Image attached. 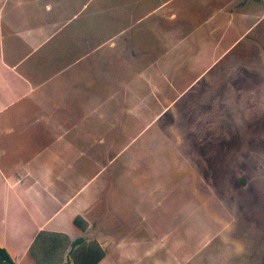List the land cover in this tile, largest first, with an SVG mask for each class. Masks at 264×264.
<instances>
[{"label":"rangeland","instance_id":"rangeland-1","mask_svg":"<svg viewBox=\"0 0 264 264\" xmlns=\"http://www.w3.org/2000/svg\"><path fill=\"white\" fill-rule=\"evenodd\" d=\"M15 4V33L34 8L51 38L0 33L27 81L0 78V220L27 208L28 232L99 242V264H264V0Z\"/></svg>","mask_w":264,"mask_h":264},{"label":"crops","instance_id":"crops-1","mask_svg":"<svg viewBox=\"0 0 264 264\" xmlns=\"http://www.w3.org/2000/svg\"><path fill=\"white\" fill-rule=\"evenodd\" d=\"M0 1H1V5L5 4V6H3L2 9H0V33L3 35L4 34L3 32H5V33L10 32L12 37L18 39L21 42V45H24L25 47L27 46L28 51L32 50L33 51L32 53L36 54V50L41 49V47L43 45H46L51 38V35L45 36L44 33L42 34L40 32L39 22L41 21V18H40L41 15H39L37 13V10L34 8L31 10H28L29 15L30 14H33V15L37 14L36 20L28 24V25H32V27H33V31H32L33 35H32V37L31 36H29V37L20 36V34L15 33V31L12 30V28H11L12 26H15L14 23H19L13 17L14 14H16V12H18L19 10H11V9H13V8H19L20 9V7H18L17 4H15V3L19 2L20 0H0ZM9 2H11L10 6H9ZM14 4H15V6L13 7ZM12 11H14V12H12ZM21 11H23V10H21ZM33 24H35V25H33ZM4 26L9 27V28H4ZM5 30H7V31H5ZM10 34H9V36H10ZM45 38L47 40H44ZM43 41H44V44H42ZM52 46H53V42H52V45L47 46L45 48L50 47L52 50ZM55 48H56V46H55ZM3 52H4V48L2 46L1 37H0V66L2 67V70L4 71V74H6L5 76L0 77V78L4 82L3 86L9 90L13 85L16 86L17 84L24 83L27 81L23 77H21L20 74L16 73L11 67L6 68V66L3 65V63L1 62V56H2ZM22 57H23V59L26 58L25 56H22ZM23 59L21 58V61H23ZM42 65H45V63H42L40 65L41 70L45 71L46 69H43ZM48 66H49V63H48ZM29 70H30V68L28 70H26V72L28 73ZM49 71L52 72V66L49 69ZM35 78H38V76L33 77V79H35ZM16 81H18L19 83H17ZM30 84H33V82L31 80H30ZM14 96L15 95H11V98H14ZM24 96H28V95H24ZM11 98L8 100L12 101L15 99V98L14 99H11ZM62 205H59V206L61 207ZM31 207L33 208V206H31ZM37 208H40V207H37ZM6 209L9 210L8 216L5 217V219L1 218V220H0V231H2L1 236H3V237L5 235L4 231L6 233L10 232L12 234L11 235L12 240L10 238V234H8L9 236L6 235L7 239L6 238L3 239L1 237L0 238V247H3L8 252V254L10 255V257L12 258V260L14 261L15 264H35L31 254H29L30 253L29 250H30V245L32 244V240H33L34 236L40 231H47V232H53L56 234L64 235L65 237L68 238L69 243L74 242V240L78 237H82V236H77V237L75 236V238L73 240L71 238V235L68 234L64 230H53V229H46L45 230L44 228L38 227L39 225L37 227L32 226L31 230L28 232V229L30 228L28 226V224L24 223V221H22L23 219L21 220V218L17 217V216H19V217L26 218V215L27 214L29 215L28 209L24 208V207H17L16 210H13V208L10 209L8 206H6ZM21 211H22L21 215L17 214V213H20ZM30 212H32V209L30 210ZM5 214H4V216H5ZM54 216H55V210L53 211V213L48 214V217H50L51 219ZM73 218H74V216H73ZM83 218H85V217L83 216ZM13 231H15V232H13ZM15 236H17L18 238ZM13 238L18 240V242H15V240H13ZM82 238H84V237H82ZM98 245H100L104 249V246L101 245V243L98 242ZM65 250H66V252L65 251L64 252L67 254V252H69V250H70V245H67ZM104 250L106 252L107 249H104ZM107 254H108V252L105 254V257L107 256ZM13 256H15V257L13 258ZM65 257H66V255H65ZM104 258L102 260H104ZM102 260L100 262H102ZM30 261H32V262H30Z\"/></svg>","mask_w":264,"mask_h":264},{"label":"trees","instance_id":"trees-1","mask_svg":"<svg viewBox=\"0 0 264 264\" xmlns=\"http://www.w3.org/2000/svg\"><path fill=\"white\" fill-rule=\"evenodd\" d=\"M72 223L82 231H85L87 227L86 220L80 216H75ZM67 245H70L68 258H72L73 264H98L106 254L105 250L94 240L87 241L78 237L74 242L69 243L64 235L46 231H40L35 235L29 251L35 264H62L52 260L59 256L61 258L62 251ZM0 264H15L3 247H0Z\"/></svg>","mask_w":264,"mask_h":264}]
</instances>
